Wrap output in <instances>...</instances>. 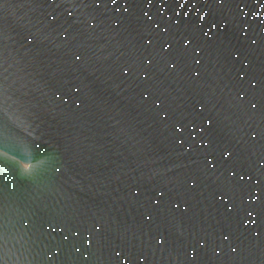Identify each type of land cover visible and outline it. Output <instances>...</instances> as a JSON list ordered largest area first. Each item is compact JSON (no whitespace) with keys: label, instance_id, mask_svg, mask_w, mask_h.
<instances>
[{"label":"water","instance_id":"95a60500","mask_svg":"<svg viewBox=\"0 0 264 264\" xmlns=\"http://www.w3.org/2000/svg\"><path fill=\"white\" fill-rule=\"evenodd\" d=\"M0 264H264V0H0Z\"/></svg>","mask_w":264,"mask_h":264}]
</instances>
